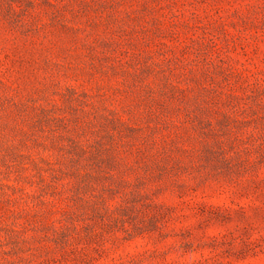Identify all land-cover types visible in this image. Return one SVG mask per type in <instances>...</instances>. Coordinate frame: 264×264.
<instances>
[{
	"label": "rangeland",
	"instance_id": "374dc122",
	"mask_svg": "<svg viewBox=\"0 0 264 264\" xmlns=\"http://www.w3.org/2000/svg\"><path fill=\"white\" fill-rule=\"evenodd\" d=\"M0 264H264V0H0Z\"/></svg>",
	"mask_w": 264,
	"mask_h": 264
}]
</instances>
